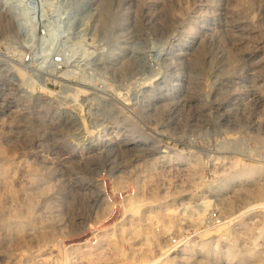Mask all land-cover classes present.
<instances>
[{"label":"rangeland","instance_id":"rangeland-1","mask_svg":"<svg viewBox=\"0 0 264 264\" xmlns=\"http://www.w3.org/2000/svg\"><path fill=\"white\" fill-rule=\"evenodd\" d=\"M106 1L0 0V264H264V0Z\"/></svg>","mask_w":264,"mask_h":264},{"label":"bare ground","instance_id":"bare-ground-1","mask_svg":"<svg viewBox=\"0 0 264 264\" xmlns=\"http://www.w3.org/2000/svg\"><path fill=\"white\" fill-rule=\"evenodd\" d=\"M10 1H11V0H10ZM18 1H19V0H18ZM19 4H20V3H19ZM22 4H23V3H22ZM26 5H27V4H26ZM111 6H112V1H111V0H108V1L105 2V8H111ZM17 7H18V6H17ZM20 7H21V6H20ZM18 9H19V8H18ZM20 9H21V8H20ZM43 9H44V8H43ZM45 9H46V8H45ZM107 10H108V9H107ZM22 11H23V10H22ZM22 11H21V12H22ZM24 11H25L26 13H27V12H28V13H29V12L31 13L32 10L29 9V7L27 6L26 8H24ZM42 12H44V10H43ZM30 15H31V14H30ZM30 15H29V16H30ZM37 15H38V14H37ZM43 15H44V14H43ZM19 16H20V15H19ZM27 16H28V15H27ZM38 16H39V15H38ZM23 17H24V16H23ZM20 18H21V17H20ZM26 18H27V17H26ZM28 18H31V17H28ZM28 18H27V19H28ZM42 18H43V16H42ZM21 19H22V18H21ZM24 20H25V19H24ZM32 20H33V19H32ZM32 20H30V21H32ZM23 22H25V21H23ZM23 22H22V23H23ZM29 23H30V22H29ZM33 23H34V21H33ZM23 25H25V23H24ZM35 26H36V25H35ZM32 27H33V26H32ZM25 28H26V27H25ZM26 29H27V28H26ZM28 29H29V28H28ZM35 30H36V29H35ZM144 54H145V53H144ZM141 55H142V53H141ZM141 55H140V56H141ZM146 55H147V54H146ZM146 55H142V58H144V59L147 60L149 57L147 58ZM6 185H7V184H6ZM144 229H145V228H144ZM144 231H145V230H144ZM142 232H143V231H142ZM39 238H40V237H39ZM88 255H89V254H88ZM85 256H86V255H85ZM92 261H93V260H92Z\"/></svg>","mask_w":264,"mask_h":264}]
</instances>
